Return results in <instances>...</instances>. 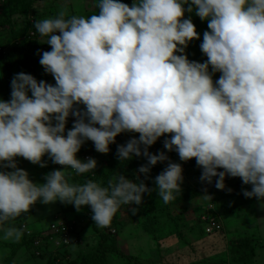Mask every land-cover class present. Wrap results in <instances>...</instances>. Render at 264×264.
Instances as JSON below:
<instances>
[{
    "label": "clouds",
    "instance_id": "clouds-1",
    "mask_svg": "<svg viewBox=\"0 0 264 264\" xmlns=\"http://www.w3.org/2000/svg\"><path fill=\"white\" fill-rule=\"evenodd\" d=\"M97 7L88 17L65 8L35 22L46 38L40 42L51 46L39 63L55 84L20 72L10 82L11 98L0 99V168L11 169L0 171L2 238H22L24 229L10 222L37 201L59 200L77 210L90 205L101 228L121 205H140L152 189L139 176L133 182L116 174L106 187L71 181L69 170L79 175L97 168L95 158H77L86 141L107 154L123 132L139 133L116 153L121 162L146 157L137 173L147 177L152 166L169 161L154 178L165 204L180 194L184 176L164 151H149L162 136L164 149L181 161L195 158L201 181L216 177L222 190L226 176L239 177L252 185L243 195L264 206V0H133L131 6L97 0ZM186 12L208 21L199 45L204 62L186 54L200 39ZM70 115L76 119L65 135ZM45 155L65 167L46 173L42 183L15 159L45 167Z\"/></svg>",
    "mask_w": 264,
    "mask_h": 264
},
{
    "label": "rangeland",
    "instance_id": "rangeland-1",
    "mask_svg": "<svg viewBox=\"0 0 264 264\" xmlns=\"http://www.w3.org/2000/svg\"><path fill=\"white\" fill-rule=\"evenodd\" d=\"M65 8L68 15L84 17L99 11L97 0H0V18L3 14H7L6 17H10L12 32L23 34L22 36L26 38V33L28 36L35 35V31L30 28L31 24L34 25L35 22L43 19L54 18L61 9ZM189 16L195 24L197 32L200 33V39L192 40L195 42V51L192 53L193 60L204 62L207 57L202 53L199 45L202 42L203 32L208 30V21H202L194 12L189 13L187 17ZM55 34L59 35V32ZM23 37L14 43L20 44ZM37 37L39 41L46 39L40 37L39 34ZM12 39L14 38L9 34V28L1 26L0 44L4 46L5 50L11 46ZM42 51L33 50L27 53L13 66L9 75L6 70L0 68V99L6 100L5 96H7V100L11 98L10 82L14 74L20 72L32 74L38 81L42 79L55 84L52 75L46 73L39 63ZM220 75L219 72L215 73L213 79H218ZM79 107L83 109L84 106L80 105ZM75 119V117L69 116L65 135ZM126 135L128 140L139 137V133L134 132H126ZM164 138V136L160 137L153 145L149 146V151L153 154L164 151L166 155L167 152H175L164 149ZM89 148L90 150H88ZM80 150H85L83 155L93 156L97 160V165L102 163L103 153L95 150L92 141H86ZM15 159L17 166L25 169L29 173V178L36 183L44 182L46 173L65 167L52 163L47 155L42 157L47 161L45 167L33 164L22 157ZM192 160L194 162L192 171L188 177L184 178L181 192L173 201L165 204L159 198L155 206L157 208L149 210L148 198L152 194L151 191L145 193L147 195L142 198L140 205L131 204L118 209L113 216L117 232L114 239L109 240L110 246H114L115 251L106 255V264H203L204 261H208L205 264H264V206L256 197H245L242 191V189L250 191L252 185L243 184L239 177L226 176L225 188L217 189L215 187L217 178L214 177L211 184L201 181L202 170L197 166L195 158ZM146 163L147 158L143 155L134 157L135 166L132 167L133 169H129V174L119 169L114 176L116 174L131 176L136 173V176L146 177L145 174L136 171ZM5 170L10 171L11 169L0 168V171ZM69 171L71 181L75 182L72 171ZM218 171H223V169L220 168ZM152 185L149 184L150 189ZM193 192L196 193L192 195ZM197 197L202 202L200 205L202 209L194 207L191 211L192 200ZM190 200L191 202H189ZM132 208L137 209L135 214H132ZM30 210L31 207L28 212ZM206 210L217 216L222 222L224 230L221 233L207 235L201 231L202 225L198 220L196 223L195 216ZM28 212L22 213L20 217L11 221V225L18 228L17 224L24 221L32 230H44L51 223L59 222L61 219L70 218L77 223L81 243L69 246L68 253L62 254L64 259L68 260L91 253L96 250L100 242V227L96 224L94 227L89 222L92 214L90 205L84 206L74 214H64L60 212L59 200L48 204L38 201L35 209L26 215ZM9 242H13V240H4L2 232H0V257L9 252V249L3 245ZM51 248L48 245V252L52 253ZM33 253L21 248L13 258V264H46L47 259H51V257L48 258L49 255L46 252L43 260L38 256L34 257ZM66 262L61 259L50 262V264H65Z\"/></svg>",
    "mask_w": 264,
    "mask_h": 264
},
{
    "label": "trees",
    "instance_id": "trees-1",
    "mask_svg": "<svg viewBox=\"0 0 264 264\" xmlns=\"http://www.w3.org/2000/svg\"><path fill=\"white\" fill-rule=\"evenodd\" d=\"M123 3L128 4L129 6H131V4L133 3V0H122ZM189 15V13H185V17H187ZM7 14H3L0 18V27L1 26H7V28H9V34L14 38L12 39L13 42H11V46L7 47V50L4 49V46L2 44H0V68L3 70L7 71V74L9 75L11 73V70L13 68L14 65H16V63L22 59L23 57H25V55L33 50H43V51H50L51 50V46L48 45L47 43H42L38 40V33L36 32L34 25L31 24L30 28L35 31V35H29L28 33L26 38H24L20 33H13L12 32V26H11V21H10V17H6ZM25 34V35H26ZM23 37V41L20 44H16L14 43L15 41H17L19 38ZM194 41H191L188 45L187 48H190L189 50H185L186 54L188 55V58L190 60H193V56L192 53L193 51H195V46H194ZM179 54V53H177ZM9 96V95H8ZM6 100H7V96ZM128 141V137L126 135V132L120 133L117 135L116 137V142L113 144L109 145L110 151L107 154H102L103 156V161L102 163L97 165V168L95 169L94 172L92 173H84V174H79L77 175L74 170H71L74 175V183H79V184H83L86 180H93L97 183H100L102 186H107L108 182L110 180H112L114 174L117 172V170L121 169L122 171H125L127 174H129V169H133L132 167L135 166L134 164V157L131 160L125 161V162H121L118 157H117V145L119 144H124ZM90 150V148L88 149ZM85 152L80 150V152H78L77 158L79 159H85L83 153ZM167 156L170 158V160L172 162H177V163H183V161H181L179 159V156L176 152H167ZM156 154V153H155ZM89 156V155H88ZM89 157H93V156H89ZM169 161H164V162H158L156 165L151 167L150 173L148 174V178L146 177H139V179L141 181H143L148 187L149 184H153L152 185V194L150 195V197L148 198V209L149 210H154L159 200V196L157 191L155 190V184H154V178L156 175H158L168 164ZM193 160L190 159L189 160V164L184 168V173H185V177H188V174H190V172L192 171L193 168ZM138 169V168H137ZM136 169V170H137ZM124 175L127 179L132 180L133 182H136L137 180V176L136 173L135 174H131V176H127ZM77 175V176H76ZM238 178V177H236ZM197 183V182H196ZM148 193V192H146ZM196 192H193V194H195ZM145 195L147 194H143V197H145ZM142 197V198H143ZM38 202V201H37ZM33 204L31 206V210L33 211L36 207V204ZM134 204V203H133ZM131 205V204H130ZM86 206V205H85ZM129 205H121L120 207H128ZM59 207H60V212L67 214V213H75L78 210L75 208L74 205L72 204H67V203H62L59 201ZM84 206H82L81 208H83ZM80 208V209H81ZM29 211V212H30ZM29 212L26 214L28 215ZM26 217V216H24ZM92 214L89 218V222L92 224V226L95 227V222L92 220ZM70 219V218H68ZM114 219V217H113ZM24 221H20L17 225L18 228H20L21 223H23ZM113 222V221H112ZM27 223V222H26ZM28 224V223H27ZM200 224V223H199ZM113 225L115 226L114 222ZM30 228V227H29ZM116 228V226H115ZM117 230V228H116ZM40 229H36V230H32L30 235H26L25 233H23L22 238L17 242V241H13V242H9V243H5L3 245H5L8 249L9 252L3 256L0 257V264H13V258L16 256L17 252L21 249L24 248L25 250H29L30 252L33 253V251L35 249H38L41 251L40 255L38 256L40 259H44L45 258V252L48 256V258L50 259L51 257V261L47 259L46 264H50V262H54L56 260L60 261L61 259L63 261H67L65 264H106V255L110 252H114L115 248L114 246H110L111 243L109 240L114 239L115 235H110L107 234L103 231V228L100 227V242L98 243L96 250L88 253L86 255H79L75 258L72 259H64V257L62 256V254L68 253V250L65 249L63 253H51L48 252V245L47 243H42L41 245L35 246L34 245V239H36V237L38 235H40ZM201 231L203 232V228H201ZM117 232V231H116ZM204 233V232H203ZM33 256L36 257V255ZM127 258H129L127 256ZM212 262V261H211ZM210 262V263H211ZM218 262V261H217ZM208 263V261H204L203 264ZM214 263V262H213ZM60 264V263H59ZM170 264V263H169ZM173 264V263H171ZM177 264V263H174ZM200 264V263H199ZM212 264V263H211Z\"/></svg>",
    "mask_w": 264,
    "mask_h": 264
},
{
    "label": "built area",
    "instance_id": "built-area-1",
    "mask_svg": "<svg viewBox=\"0 0 264 264\" xmlns=\"http://www.w3.org/2000/svg\"><path fill=\"white\" fill-rule=\"evenodd\" d=\"M88 157V154L84 155L85 159ZM181 164L183 166V176L185 178L184 168L189 164V160L183 161ZM197 218L198 222L202 225L203 232L207 235L221 233L224 230L223 224L219 218L208 212V210L200 212ZM76 224V222L70 219H61L59 222L51 223L47 229L40 231V235L34 239L33 243L35 246L47 243L52 247V253H63L69 246L79 245L81 243V235L78 231L79 226ZM20 228L24 229L26 235H30L32 232V229L29 228L25 222L21 223ZM103 231L107 234L115 235L117 230L113 222H111L109 227L103 228ZM59 250L61 251L59 252ZM34 253L36 256H39L41 251L35 249Z\"/></svg>",
    "mask_w": 264,
    "mask_h": 264
},
{
    "label": "crops",
    "instance_id": "crops-1",
    "mask_svg": "<svg viewBox=\"0 0 264 264\" xmlns=\"http://www.w3.org/2000/svg\"><path fill=\"white\" fill-rule=\"evenodd\" d=\"M189 202H191V200H190ZM193 203H195V204H193ZM201 203H202V202L200 201V199H199L198 197H197V199L192 200V203H191V204H192L193 206H192L191 211H193L194 207H195V208H196V207H200V208H201V206H200ZM201 209H202V208H201ZM201 209H200V210H201ZM195 217L197 218L198 216H195ZM197 219H198V218H197ZM197 219H196V223H197ZM218 234H219V233H218Z\"/></svg>",
    "mask_w": 264,
    "mask_h": 264
}]
</instances>
